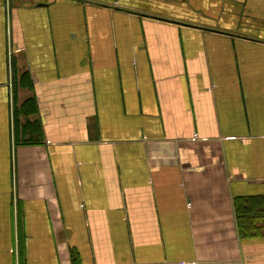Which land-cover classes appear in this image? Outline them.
I'll return each mask as SVG.
<instances>
[{"label":"crops","instance_id":"1","mask_svg":"<svg viewBox=\"0 0 264 264\" xmlns=\"http://www.w3.org/2000/svg\"><path fill=\"white\" fill-rule=\"evenodd\" d=\"M263 197L264 0H0V264H264Z\"/></svg>","mask_w":264,"mask_h":264},{"label":"trees","instance_id":"2","mask_svg":"<svg viewBox=\"0 0 264 264\" xmlns=\"http://www.w3.org/2000/svg\"><path fill=\"white\" fill-rule=\"evenodd\" d=\"M264 201L263 198H243L237 202V215L242 234L245 236L257 233L256 222L258 218L260 204ZM256 208V209H255ZM264 208V206H263Z\"/></svg>","mask_w":264,"mask_h":264}]
</instances>
